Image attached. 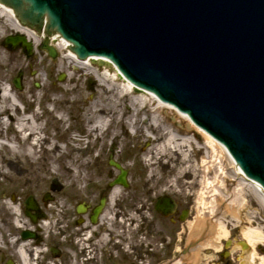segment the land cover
Wrapping results in <instances>:
<instances>
[{"label":"bare ground","instance_id":"1","mask_svg":"<svg viewBox=\"0 0 264 264\" xmlns=\"http://www.w3.org/2000/svg\"><path fill=\"white\" fill-rule=\"evenodd\" d=\"M5 27L23 33L27 40H32L35 48L44 36L47 38L48 47L51 45L61 49L64 54L67 51L58 66L60 69L64 67L71 69L67 74L69 80H77L79 78L76 77L77 74L80 77L94 74L98 78H96L98 83H107V87L103 88L102 94H98L91 103H84L79 107L77 114L79 116L72 113V122L69 126H65V113L69 99L43 95L46 103L44 102V106L37 109L35 107L39 104L40 96L34 93L33 89L18 91L8 79L0 75V207L6 212L0 211V216H4L0 222H3V219L5 222H30L24 215V204H20L15 197V191L21 184L28 185L36 180L47 182L49 178L61 181L62 189L52 194L49 202L42 203L41 209L44 216L38 222H43L44 225L51 224L47 222H61L59 214L65 198L69 195L78 198L84 189L83 167L89 164V160L85 158L83 144L93 147L98 140H101L103 134L110 138L112 143L116 142L120 136L115 129L116 122L122 124L131 133L134 132L136 136L139 135L138 123L141 122L140 115L145 114L143 112L145 108L149 114L143 133L151 141V145L142 151L140 160L142 167L150 168L152 171L157 168L160 172L162 171V178L168 176L164 191L168 193L171 190H177L179 187L177 177H181L182 172L189 171L192 167V160L189 159L186 147H191L199 155V159H195L197 164L194 163L193 168H199L200 175L193 177L195 183H190L188 187L186 184L188 192H193L195 197L191 212L185 211L184 217L188 228L184 264H200V260L205 257L202 252L205 247L210 246L219 250L221 241L229 237L231 225L238 229L237 237L244 238L251 248L245 256L239 253V263L251 261V257L256 254L255 245L264 244V215L261 217L263 219L257 220L245 214L246 199L249 193L254 195L264 210V191L258 181L243 174L219 140L213 138L204 128L194 124L186 113L178 110L173 104L161 101L151 91L135 87L111 61H96V54H88L81 60L76 58L67 46L68 40L59 32L46 34L43 29L37 32L22 26L12 8L0 2V34ZM53 47L51 48L55 51ZM33 51L31 55L36 53ZM95 64L96 70L86 66H96ZM3 65L4 52H0V68ZM99 68H102L100 73L97 72ZM116 83L119 87V92L115 91L117 96L113 93V84ZM75 87V84L69 86L63 84L59 85L57 91L71 94ZM125 98L130 99V106L126 104V110H123L120 99ZM54 102H60L62 105L55 107ZM73 102H77L76 96H73ZM126 114L130 116H125ZM161 114L168 122L172 119V123L162 124ZM44 116L45 124L42 123ZM79 123L86 128V133H76V126ZM46 124L50 127L57 125L60 128L58 135L52 132L44 133ZM186 130L193 135L187 136ZM99 151L100 147L97 146L94 149L95 157L99 156ZM169 162L177 163L172 173L165 170ZM59 171H62L64 175ZM66 173L70 175V178L66 179ZM116 175L117 173L112 169L111 176H106L102 182L98 180L93 182L95 187H102L107 199L98 222H115L116 215L119 214L118 203L125 188L121 184L111 183ZM183 178L187 183L188 177L184 175ZM195 186H197V192L190 191ZM179 189L177 191L181 192L182 187ZM138 213L141 214L140 208L134 210V216H129L130 219L134 222L138 221ZM6 214L7 217H5ZM201 233L204 235L197 236ZM204 236L205 239H203ZM100 241H105L103 233ZM232 243L231 250L238 242L235 240ZM28 244L25 241L19 245L23 255L18 254V257L22 258L24 264H38L36 257L31 258L25 254L24 250ZM35 249L39 250L38 247ZM258 259L259 264H264V252ZM59 260L57 258L56 262ZM75 262L76 260H72L70 264Z\"/></svg>","mask_w":264,"mask_h":264},{"label":"water","instance_id":"2","mask_svg":"<svg viewBox=\"0 0 264 264\" xmlns=\"http://www.w3.org/2000/svg\"><path fill=\"white\" fill-rule=\"evenodd\" d=\"M59 32L79 58L102 55L220 140L264 191V0H0ZM31 51L23 35L7 37ZM42 47L54 57L55 51ZM21 72L14 83L21 88ZM116 182L127 185L125 170ZM167 213L174 204L161 200ZM27 213L37 209L26 200ZM34 219V216H32Z\"/></svg>","mask_w":264,"mask_h":264},{"label":"flooded vegetation","instance_id":"3","mask_svg":"<svg viewBox=\"0 0 264 264\" xmlns=\"http://www.w3.org/2000/svg\"><path fill=\"white\" fill-rule=\"evenodd\" d=\"M88 184L98 189V195L85 198L84 191L88 195L91 188H84L78 198L70 195L67 213L72 216L71 222H47L51 224L44 225L38 222L41 218L36 221L29 219L30 222H0V264H24L18 254L23 255L19 245L25 241L29 243L25 254L36 257L38 264H70L72 260H76L74 264H184L188 237L184 217L185 211L191 212L193 192L183 202L177 193L174 195L163 190L156 194L150 191L146 203L148 218L134 222L129 217L132 214L119 210L115 222H98L107 203L106 194L102 187H95L92 182ZM163 195L171 197L175 204L167 216L155 208ZM102 199L103 206L96 213ZM118 205V209L122 208L120 201ZM41 212L43 217L42 209ZM24 215L28 216L25 211ZM102 233L105 237L103 242L100 241ZM237 233L238 229L231 225L229 237L221 241L219 250L210 246L203 248L205 257L200 260V264H240L239 253L245 256L251 248L244 238L237 237ZM202 234L197 236L201 237ZM235 240L238 244L231 250ZM254 248L256 254L249 263L244 264H259L258 258L264 252V244H257ZM57 258L60 260L56 262Z\"/></svg>","mask_w":264,"mask_h":264},{"label":"rangeland","instance_id":"4","mask_svg":"<svg viewBox=\"0 0 264 264\" xmlns=\"http://www.w3.org/2000/svg\"><path fill=\"white\" fill-rule=\"evenodd\" d=\"M16 30H12L8 27H5L2 29V32L0 34V52H4V65L0 68V75L2 77H5L8 79L11 83L13 77L17 74L19 70H22V80H21V85L22 88L21 90L18 91H23V90H28V89H33V92L39 95L40 97L38 98L39 104L35 107L37 109L42 108L44 106L45 98L42 97L43 95L48 96V97H55V96H61L62 98H67L69 99V102L67 104V112L65 113V126H69V124L72 122V113L75 116H79L78 114V109L81 107L84 103H91L93 99L98 96V94H102L103 88L107 87L106 84H99L98 83V78L95 77L94 74H87L83 76H77L79 77L76 81L69 80L68 77V72L71 71L70 68L64 67L63 69H60L58 64L60 63L61 59L63 56H65L61 49H56V56L51 57L48 55L46 50H40L39 49V44H37V52L35 53L34 49H31L35 53V55H26L22 47L19 45L14 46L13 48L8 47L6 43L4 42V38L10 34V33H16ZM31 46H33L31 42ZM32 53V52H31ZM76 63V61H74ZM96 65V64H95ZM90 67V69H95L97 68L96 66L93 65H86ZM93 67V68H92ZM96 67V68H95ZM97 72H102V68H99ZM63 74L62 79H59V76ZM97 78V79H96ZM109 83V82H108ZM37 84V85H36ZM76 85L75 89L71 94L63 93V92H58L57 88L59 85ZM121 84H119L120 86ZM91 86V87H89ZM114 87V94L117 96V92L119 87L118 84H113ZM112 93V92H111ZM109 93V94H111ZM73 94V95H72ZM73 96H76L77 102H73ZM119 99V96H118ZM117 99V100H118ZM125 101V102H124ZM45 102V103H44ZM121 106L123 110H126V104L130 106V99L125 98V99H120ZM49 103L47 102V105ZM53 105L55 107H60L62 104L60 102H54ZM52 106V105H51ZM32 108L33 106H29ZM34 108V107H33ZM42 110V109H41ZM128 111V110H127ZM143 112L145 114L140 115L141 122L138 123L140 128L137 133L139 135H135L134 132L131 133L130 131L126 130L122 126V124L117 123L115 125V129L118 131V134L120 135L116 142L112 143V140L107 138L104 134L101 137V140L97 141V144H95L93 147L92 146H87L86 143L83 144V148L85 149V158L89 160V164L84 165V188L87 190L88 188H91L88 184V182H93L95 180H98L102 182L106 176L109 173V170L111 168L109 164V159L113 158L115 161L119 162L124 168L127 169L128 171V182L129 186L124 190L122 193L121 199H120V204L122 205V208L119 207V210L123 213H130L134 216V210L136 208H140V213H138L137 218L138 221L135 222H141V219L144 217H147L149 215V211H147L148 207L146 208V203L147 202V193L150 191H155V193H160L164 189L167 183V177L162 178L160 170L157 168L154 169L153 171L150 168L147 167H142V162L140 160L142 151L144 149H147L151 145V141L147 139L144 136L143 130L146 128L145 125L148 122V112L145 108L143 109ZM130 116L129 114H126L125 116ZM162 115V114H161ZM160 118L163 120L162 124H167V123H172L171 121L165 120V117L162 115ZM70 118L68 119V117ZM74 117V116H73ZM43 122L46 123V118L45 116L42 118ZM161 121V120H160ZM80 124V123H79ZM77 124L76 126V133L80 131L81 133H86V128L82 126L81 124ZM144 127V128H142ZM60 131V128L57 127V125H54L53 127H50L49 124H46V127L44 128V133L46 132H52L54 135H58V132ZM72 131V130H71ZM70 131V132H71ZM187 132V131H186ZM69 133V132H68ZM48 134V133H47ZM187 136L193 135L190 131L186 134ZM197 136V135H196ZM87 141V140H84ZM99 146L100 151H99V156L95 157L94 156V149ZM189 153V159H191V168L188 171H184L180 174L181 177H177L178 182H179V187H182V193L177 190H180L179 187L177 190H171L170 192L172 194L177 193L179 194L178 196L181 198V200L184 202V200H188L191 196L190 193L188 192V189L186 188L188 185L192 182H194L193 177H198L200 175L199 173L201 172L199 168L194 169L193 164H197L195 159H199V155L192 150L190 147H186ZM113 154V156H111ZM45 162V161H44ZM227 161H225L226 163ZM177 163L175 162H169L168 167L165 168L168 172L172 173L174 172V167L176 166ZM228 163H226L227 165ZM47 165V164H46ZM113 169L114 172L115 169ZM228 171H230V168L227 167ZM62 175L63 172L59 171ZM169 175V174H168ZM187 176L188 182L185 183L184 178L182 177ZM189 175V176H188ZM66 179L70 178V175L68 173L65 174ZM53 178H49L47 182L46 180H36V182H33L28 185L21 184L17 187V190L15 191V197L19 200L20 204H23L26 196L28 194L33 195V197L36 199V201L39 203L40 206H42V195L46 192H51L54 193L52 190H50V181H52ZM61 182V181H60ZM197 185V184H195ZM174 187V186H173ZM174 188V189H176ZM62 189V185L60 189L57 191H60ZM197 186L191 188L190 191H196L197 192ZM1 191V187H0ZM185 192V193H184ZM50 193V194H51ZM84 197L85 198H90L92 196L95 197V195H98V189H95L94 187L91 188L90 193L86 195V191H84ZM176 194V195H177ZM175 195V194H174ZM197 196V195H196ZM195 197V195H194ZM70 195L65 198V200L62 203V208L60 212V221L61 222H71L70 219L72 218L71 215H68V208L70 209ZM91 200V199H90ZM247 202V207L244 211L245 214H247L249 217H255L257 220H261L263 218L262 215H264V210L261 208L259 200L256 199V197L252 194L249 193L248 198L246 199ZM194 205V204H192ZM130 209V210H129ZM3 210L2 207H0V211ZM192 210V209H191ZM4 211V210H3ZM5 212V211H4ZM6 213V212H5ZM122 213V214H123ZM147 215V216H146ZM4 216L1 215L0 219L3 218ZM7 217V214L5 215ZM252 217V218H253ZM5 222V219H3ZM143 239V238H142ZM127 252V251H126Z\"/></svg>","mask_w":264,"mask_h":264}]
</instances>
